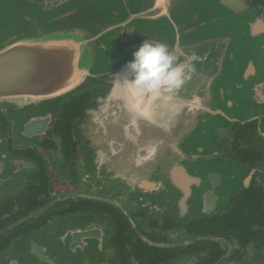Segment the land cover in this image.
Masks as SVG:
<instances>
[{"label":"flooded vegetation","instance_id":"flooded-vegetation-1","mask_svg":"<svg viewBox=\"0 0 264 264\" xmlns=\"http://www.w3.org/2000/svg\"><path fill=\"white\" fill-rule=\"evenodd\" d=\"M123 1L137 8L117 0L122 15ZM253 2L231 12L236 24L214 22L219 0H180L179 33L135 24L133 52L147 40L211 59L199 54L200 76L172 94H117L99 139L84 135L83 110L132 54L56 102L0 103V264H264V31L244 22L264 0Z\"/></svg>","mask_w":264,"mask_h":264},{"label":"water","instance_id":"water-1","mask_svg":"<svg viewBox=\"0 0 264 264\" xmlns=\"http://www.w3.org/2000/svg\"><path fill=\"white\" fill-rule=\"evenodd\" d=\"M133 1L136 7L139 3L143 4V8L136 10L134 7L135 11H132L130 5L126 6L123 1L122 15L117 0H5V14L17 22V30L12 33L40 34L32 37L13 35L0 44V103L19 107L18 109L37 104L39 106L46 102H56L62 96L83 88L95 78L90 73L99 64L107 62L109 58L132 54L134 45L124 41L139 21H164L170 30L179 33V21L174 13L179 15L182 7L180 0H129L132 8ZM253 3V0H219L216 9L218 12L212 14L218 18L214 22L231 21L236 24L231 19L234 16L232 13L238 15L239 7L240 10L246 9L249 12ZM213 5L204 4L211 9ZM255 15L252 19L247 18L249 21L244 19V22L251 33L263 32L264 14H259L260 17L256 18ZM194 21L190 20V23H195ZM182 24L181 20L180 25ZM194 29L190 30L188 27L187 33H194ZM120 42L123 49L118 53L115 50ZM170 50L177 55L178 63L185 62L193 54L197 57L200 54L203 63L211 59L209 49L197 51L188 47L183 50L184 53L178 49ZM87 56L90 63L85 68L83 62ZM130 57H127V62L131 61ZM197 61L192 62L195 71L185 82L187 85L192 78L197 80L200 76H195L198 66L194 64ZM122 70V76H111L106 97L84 109L85 118L81 119L80 125L82 130L86 129L84 135L92 134L94 140L99 139L101 116L107 118L112 111L104 114L103 104L116 106L120 101L117 94L134 92L127 85L134 74L128 70L127 65ZM188 102L189 100L186 103ZM40 125L43 126L44 123L38 122V126ZM155 151L158 156L157 147Z\"/></svg>","mask_w":264,"mask_h":264},{"label":"clouds","instance_id":"clouds-1","mask_svg":"<svg viewBox=\"0 0 264 264\" xmlns=\"http://www.w3.org/2000/svg\"><path fill=\"white\" fill-rule=\"evenodd\" d=\"M177 59L166 44L145 40L127 63L128 70L134 74L127 85L138 94L178 91L194 73L192 62L198 57L193 54L183 63H178Z\"/></svg>","mask_w":264,"mask_h":264},{"label":"rangeland","instance_id":"rangeland-1","mask_svg":"<svg viewBox=\"0 0 264 264\" xmlns=\"http://www.w3.org/2000/svg\"><path fill=\"white\" fill-rule=\"evenodd\" d=\"M4 2H5V0H0V33H3L0 35V44L3 43V41H5V39H7L13 35H15V37H16V35L22 34L24 37H32V36H36L37 34L38 35L40 34V33H17V34L12 33L13 30H17V26H16L17 22L15 19H11L9 16H7V14H5L4 9H5L6 5ZM141 8H143V4L139 3V5H137L136 10H139ZM4 33H6V34L4 35ZM0 49H1V47H0ZM89 63H90V60H89V57L87 56L83 62V67L87 68ZM76 92L65 95L63 97H69L70 95L75 94ZM85 131H86V129H85ZM149 168L150 167L146 166V169H149ZM153 176H152V180L155 181L157 178L153 177ZM1 187H2L1 188L2 191L4 190L3 192H7V193L10 192V190L12 192L14 187H15L14 190H17V188H18L17 185H15V184H12V186H10L9 188H7L8 186L6 184L1 186Z\"/></svg>","mask_w":264,"mask_h":264},{"label":"trees","instance_id":"trees-1","mask_svg":"<svg viewBox=\"0 0 264 264\" xmlns=\"http://www.w3.org/2000/svg\"><path fill=\"white\" fill-rule=\"evenodd\" d=\"M83 103V101H80V105ZM79 105H74V109H73V112L78 114L79 112ZM84 111V110H83ZM33 187V186H32ZM32 187H29L27 190H31ZM35 188V187H34ZM24 203L28 204L27 201L25 200L24 198Z\"/></svg>","mask_w":264,"mask_h":264}]
</instances>
